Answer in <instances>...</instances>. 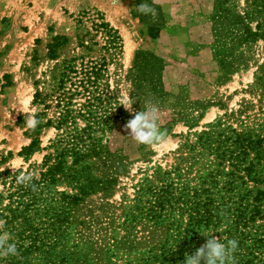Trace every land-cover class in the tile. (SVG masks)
<instances>
[{"label":"trees","instance_id":"trees-1","mask_svg":"<svg viewBox=\"0 0 264 264\" xmlns=\"http://www.w3.org/2000/svg\"><path fill=\"white\" fill-rule=\"evenodd\" d=\"M141 3L154 8L156 16L137 11ZM130 13L144 25L148 38H157L163 25L157 4L134 0ZM210 20L211 49L223 78L245 68L255 54L253 46L262 41L248 98L200 130L181 134L174 163L169 169L157 167L153 179L144 176L136 183L132 197L120 205V220L110 229L103 227L109 241L97 249L55 248L61 237H82L77 224L84 221L74 222L73 207L90 194L108 190L124 171L123 156L111 151L107 142L129 113L104 81V58H81L77 65L69 59L48 93L33 92V102L38 100L43 108L33 114L40 123L29 129L31 140L17 154L27 161L34 151L44 153L24 169L0 171V219L6 221L18 251L0 264H184L186 253L192 255L206 243L201 234L208 231L223 243L225 238L238 242L235 264H264V0H245L244 6L235 0H213ZM90 23L105 51L119 49L115 29L101 17H92ZM59 38L47 44L51 58ZM163 65L150 50L134 51L125 78L136 112L163 98ZM193 103L201 111L210 105ZM49 108L54 112L46 117ZM201 111L196 117L182 116L188 129L196 125ZM174 121H165L161 130L169 131ZM43 127L53 128L54 135L40 147ZM22 172L33 176L27 186L16 182Z\"/></svg>","mask_w":264,"mask_h":264},{"label":"rangeland","instance_id":"rangeland-1","mask_svg":"<svg viewBox=\"0 0 264 264\" xmlns=\"http://www.w3.org/2000/svg\"><path fill=\"white\" fill-rule=\"evenodd\" d=\"M133 1L0 0V168L12 172L9 167L18 164L24 169L28 162L40 161L42 150L32 152L27 161L17 152L32 137L26 125L27 117L43 111L38 100L33 102V92L37 89L48 93L52 79L65 61L73 59L77 65L81 58L83 61L104 58V81L120 104L131 89L125 75L136 49L152 51L164 64L161 80L165 94L154 105L159 110V125L171 117L175 119L166 132V145L136 143L124 127L133 116L122 105L129 117L111 131L107 143L111 151L123 156L125 169L116 175L115 184L108 190L90 194L73 207L74 222L84 221L82 225L77 224L82 237H61L60 246L55 249L62 246L61 249L85 251L90 246L97 249L107 243L109 237H104L103 227L110 229L120 220V205L132 197L136 183L144 176L153 179L157 167L170 168L181 134L200 130L248 98L247 85L260 61L262 41L258 40L253 46L255 54L246 61L245 68L221 77L211 49L213 0H151L163 14V25L155 39L148 38L144 25L131 15ZM235 1L245 5V0ZM92 17H101L117 31L118 50L109 53L103 49L101 35L90 28ZM54 36L60 38L51 58L47 44ZM195 100L208 101L210 105L201 111L195 108ZM200 111L202 115L196 125L188 129L183 117H196ZM53 112V108L47 109L46 117ZM53 135V128L43 127L38 134L39 146L46 145ZM134 238L143 242L142 237Z\"/></svg>","mask_w":264,"mask_h":264},{"label":"clouds","instance_id":"clouds-1","mask_svg":"<svg viewBox=\"0 0 264 264\" xmlns=\"http://www.w3.org/2000/svg\"><path fill=\"white\" fill-rule=\"evenodd\" d=\"M137 11L145 14L156 16V11L147 3H141L136 7ZM134 100L130 95H126L120 105L132 114L133 118L129 119L124 125L126 130H129V136L142 145L160 146L163 147L167 143V133L162 131L158 123L159 110L158 107L150 102L145 105L142 111L136 112L132 108ZM26 115V113H24ZM40 123L35 118V115L28 116L26 125L28 128L35 129ZM15 172L19 165L9 167ZM4 168H0L3 171ZM18 184L25 186L29 185L33 180V176L29 173H21L15 177ZM33 188L35 186L33 185ZM6 221L0 219V259L15 256L18 254L17 244L14 241L12 233L5 229ZM211 231L201 234L207 237L206 243L200 246L192 255L185 254L184 264H235L234 253L238 247V242L235 239H226V243L221 242V238H216Z\"/></svg>","mask_w":264,"mask_h":264}]
</instances>
